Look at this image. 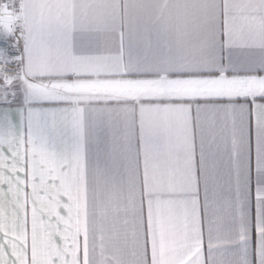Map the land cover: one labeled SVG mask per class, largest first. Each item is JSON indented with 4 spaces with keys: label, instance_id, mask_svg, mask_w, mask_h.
Instances as JSON below:
<instances>
[{
    "label": "snow or ice",
    "instance_id": "obj_1",
    "mask_svg": "<svg viewBox=\"0 0 264 264\" xmlns=\"http://www.w3.org/2000/svg\"><path fill=\"white\" fill-rule=\"evenodd\" d=\"M0 264H264V0H0Z\"/></svg>",
    "mask_w": 264,
    "mask_h": 264
}]
</instances>
